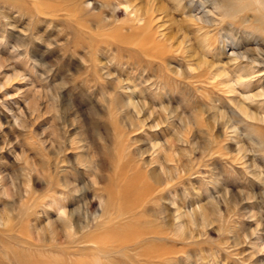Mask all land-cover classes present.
Here are the masks:
<instances>
[{
    "label": "rangeland",
    "instance_id": "obj_1",
    "mask_svg": "<svg viewBox=\"0 0 264 264\" xmlns=\"http://www.w3.org/2000/svg\"><path fill=\"white\" fill-rule=\"evenodd\" d=\"M199 2L0 0V264H264V0Z\"/></svg>",
    "mask_w": 264,
    "mask_h": 264
},
{
    "label": "bare ground",
    "instance_id": "obj_2",
    "mask_svg": "<svg viewBox=\"0 0 264 264\" xmlns=\"http://www.w3.org/2000/svg\"><path fill=\"white\" fill-rule=\"evenodd\" d=\"M154 1V0H153ZM175 1V0H174ZM209 1L210 0H200V7L202 8V7H204V5H206V3H209ZM221 1V0H220ZM193 2V1H192ZM238 2V1H237ZM241 2V1H240ZM155 3V2H154ZM157 3V2H156ZM175 3H177V2H175ZM213 3V2H212ZM218 3H220V2H218ZM197 4V3H196ZM239 4H241V3H239ZM255 4H257V3H255ZM254 4V6L256 7V5ZM128 5H130V4H128ZM188 5V4H187ZM213 5V4H212ZM217 5H219V4H217ZM225 5H227V4H225ZM199 6V5H198ZM234 6H237V5H234ZM150 7V6H149ZM148 7V8H149ZM156 7V6H155ZM165 7V6H164ZM196 7V6H195ZM215 7V6H214ZM213 7V8H214ZM154 8V7H153ZM166 8V7H165ZM207 8V7H206ZM131 9V8H130ZM135 9V8H134ZM163 9V8H162ZM189 9V8H188ZM156 10H158L157 8H156ZM198 10H200V9H198ZM197 10V11H198ZM203 10V9H202ZM213 10V9H212ZM37 11V10H36ZM151 11H153L154 12V10H151ZM151 11H150V13H151ZM147 12H148V10H147ZM196 12V11H195ZM226 12H228L229 13V11H226ZM193 13V12H192ZM210 13H212L211 12V9H209L208 11H206V13H203V15L205 14V16H194L195 17V19L194 20H196V21H198V22H203V21H206L207 19H208V17L209 16H207L206 14H210ZM227 13V14H228ZM38 14V13H37ZM152 14H154V13H152ZM213 14H214V11H213ZM133 15V14H132ZM215 15V14H214ZM218 15V14H217ZM224 15H226V14H224ZM262 15V14H261ZM189 16H191L190 14H189ZM223 16V15H222ZM228 16V15H227ZM234 16V15H233ZM67 19V18H66ZM152 19V18H151ZM155 19V18H154ZM156 19H157V17H156ZM214 19H216L215 17H214ZM218 19V18H217ZM140 20V19H139ZM153 20V19H152ZM70 22V21H69ZM135 22H137V21H135ZM143 22V21H142ZM70 24H71V22H70ZM213 24V23H212ZM69 25V24H68ZM150 25V24H149ZM16 26V25H15ZM1 27V26H0ZM150 27V26H149ZM219 27V26H218ZM78 28V27H77ZM149 29V28H148ZM4 30V29H3ZM148 31V30H147ZM146 31V32H147ZM5 32V31H4ZM115 32V31H114ZM221 32V31H220ZM145 35V34H144ZM142 36V35H141ZM5 38V37H4ZM42 38V37H41ZM236 39V38H235ZM234 39V40H235ZM248 39V38H247ZM233 40V39H232ZM253 40V39H252ZM247 41V40H246ZM220 42V41H219ZM138 43V42H137ZM152 43V42H151ZM235 43V42H234ZM151 46V45H150ZM234 46V45H233ZM236 46H238V45H236ZM232 47V46H231ZM239 47V46H238ZM144 48V47H143ZM158 48V47H157ZM147 49V48H146ZM233 49H234V47H233ZM236 50H237V48H236ZM252 50V49H251ZM256 50V49H255ZM255 50L253 51V53L255 52ZM260 50V49H259ZM152 52V51H151ZM256 52H258V51H256ZM256 52L254 53V54H256ZM232 53H234V52H232ZM239 53V52H238ZM253 53H252V55H253ZM262 53V52H261ZM236 54V53H235ZM235 54H234V56H235ZM243 55V54H242ZM241 55V56H242ZM246 55V54H245ZM251 55V54H250ZM251 55V56H252ZM261 55H263V53L261 54ZM237 56V55H236ZM143 57V56H142ZM243 57V56H242ZM256 57V56H255ZM259 57V56H258ZM1 58V57H0ZM246 58H248V57H246ZM236 59H238V58H236ZM244 59V58H243ZM1 60V59H0ZM241 61H242V59H240ZM243 61H245V60H243ZM247 61V60H246ZM250 61L252 62V64H256V63H259L258 61H259V59L258 58H253V59H250ZM204 62H205V64L207 63L205 60H204ZM1 63H4V62H1ZM204 64V63H203ZM260 64V63H259ZM262 64V63H261ZM263 66V65H262ZM106 67V66H105ZM251 67V66H250ZM261 67V66H260ZM253 68V67H252ZM259 69H261V68H259ZM222 73V72H221ZM18 74V73H17ZM218 74V73H217ZM221 75V74H220ZM220 75H216V76H220ZM260 75V74H259ZM262 75V74H261ZM260 75V76H261ZM20 76V75H19ZM215 76V75H214ZM221 83V82H220ZM224 83V82H223ZM116 85V84H115ZM242 85V84H241ZM230 86H228V88H229ZM231 87H233V86H231ZM231 87H230V89H231ZM230 89H229V92H230ZM234 89V88H233ZM262 94H264V92L262 91ZM255 96H257V95H255ZM65 97V96H64ZM251 97V96H250ZM116 98V97H115ZM118 99V98H117ZM246 99V98H245ZM116 100V99H115ZM118 101V100H117ZM120 101V100H119ZM126 104V103H125ZM237 104V103H236ZM239 104V103H238ZM237 104V105H238ZM236 105V106H237ZM240 105V104H239ZM163 106V105H162ZM166 106V105H165ZM239 107V106H238ZM242 107V106H241ZM28 108V107H27ZM164 108V107H163ZM214 108V107H213ZM219 108V107H218ZM138 109V108H137ZM170 109V108H169ZM222 109V108H221ZM242 109V108H241ZM168 110V109H167ZM243 110H246V109H244V107H243ZM224 111V110H223ZM165 112V111H164ZM245 112V111H244ZM214 113V112H213ZM165 114V113H164ZM224 114V113H223ZM171 115V114H170ZM215 115V114H214ZM250 115H251V113H250ZM253 115V114H252ZM166 116H168V112H167V115ZM174 116V115H173ZM227 116H228V114H227ZM213 117V116H212ZM215 117V116H214ZM262 117V116H261ZM65 118V117H64ZM63 118V119H64ZM221 118V117H220ZM251 118H252V116H251ZM253 118H254V116H253ZM263 119H264V117H263ZM190 120V119H189ZM213 120H214V118H213ZM224 120H225V118H224ZM260 120H262V119H260ZM192 122V121H191ZM262 122H263V120H262ZM225 123V122H224ZM223 122H222V124H224ZM25 124V123H24ZM189 124V123H188ZM227 125V124H226ZM82 126V125H81ZM186 126H187V124H186ZM223 126H225V125H223ZM233 127V126H232ZM186 128V127H185ZM187 129V128H186ZM234 129V128H233ZM232 129V130H233ZM240 130V129H239ZM187 131H188V129H187ZM191 131V130H190ZM189 132V131H188ZM235 133V132H234ZM73 134V133H72ZM40 135V134H39ZM178 136H180V135H178ZM78 139V138H77ZM178 140V139H177ZM240 141V140H239ZM257 141V140H256ZM237 143V142H236ZM240 143V142H239ZM254 143V142H253ZM56 144V143H55ZM76 144H78V143H76ZM239 145V144H238ZM243 145V144H242ZM238 147V146H237ZM247 148V147H246ZM249 150V149H248ZM250 151V150H249ZM255 151V150H254ZM245 152V151H244ZM171 153V152H170ZM123 156V155H122ZM171 157H172V155H171ZM236 159H237V157H236ZM246 160V159H245ZM96 162V161H95ZM117 162V161H116ZM251 162H253V161H251ZM246 163H248V162H246ZM95 164V163H94ZM248 165H251V164H248ZM254 165V164H253ZM255 166V165H254ZM254 166H252V167H254ZM253 169V168H252ZM254 171V170H253ZM250 172H252V170H250ZM251 174H256L255 172H253V173H251ZM262 176V175H261ZM255 178V177H254ZM263 179V178H262ZM151 180V179H150ZM155 180V179H154ZM115 182V181H114ZM155 182H156V180H155ZM159 182V181H158ZM262 182H263V180H262ZM95 183V182H94ZM124 183H126L125 181H124ZM25 193V192H24ZM148 193H150V192H148ZM244 193H246L245 191H244ZM243 193V194H244ZM250 193H246V195L245 196H248ZM224 195V194H223ZM250 196V195H249ZM221 197H222V195H221ZM227 197V196H226ZM230 198V197H229ZM237 198V197H236ZM226 199V198H225ZM224 199V200H225ZM223 200V199H222ZM233 200V199H232ZM239 200V199H238ZM230 203H232V201L230 202ZM238 204V203H237ZM236 204V205H237ZM91 205H92V203H91ZM235 205V206H236ZM89 209V208H88ZM107 213V212H106ZM121 215V214H120ZM255 215V214H254ZM249 217V216H248ZM108 222H109V220H108ZM48 230V229H47ZM251 232V231H250ZM254 233V232H253ZM261 250V249H260ZM7 258V257H6Z\"/></svg>",
    "mask_w": 264,
    "mask_h": 264
}]
</instances>
